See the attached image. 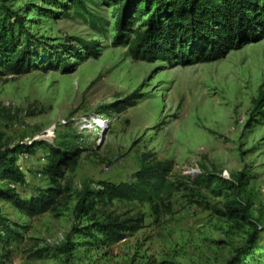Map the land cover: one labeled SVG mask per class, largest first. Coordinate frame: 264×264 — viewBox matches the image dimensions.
I'll return each instance as SVG.
<instances>
[{"label":"rangeland","instance_id":"1","mask_svg":"<svg viewBox=\"0 0 264 264\" xmlns=\"http://www.w3.org/2000/svg\"><path fill=\"white\" fill-rule=\"evenodd\" d=\"M13 4L52 55L46 70L0 77L2 143H76L82 154L76 170L64 173L71 192L56 211L28 218L0 199V212L22 236L10 245L7 264H64L55 249L87 223L75 212L81 193L97 190L100 181H130L146 157L171 162V180L189 188L168 204L115 201L104 207L122 219H142V228L112 246L76 237L71 264H239L237 251L247 243L248 228L218 216L222 199L194 181L205 171L226 178L244 173L245 199L264 227V106L255 104L264 92V37L215 62H150L129 49L133 31L147 27L145 11H133L131 28L120 34L114 15L119 0L89 3L95 18L87 20L64 12L44 18L34 7L61 10L42 0ZM76 39L96 43L97 56L90 57ZM69 46L76 50L58 49ZM55 52L69 62L67 68ZM42 155L19 159L36 187L50 185L39 173Z\"/></svg>","mask_w":264,"mask_h":264},{"label":"trees","instance_id":"2","mask_svg":"<svg viewBox=\"0 0 264 264\" xmlns=\"http://www.w3.org/2000/svg\"><path fill=\"white\" fill-rule=\"evenodd\" d=\"M42 1L61 10L56 13L52 9L43 11L34 7L44 18L56 19L63 12L85 20L95 18L88 5L94 0ZM13 2L0 0V77L46 70L52 55L32 33L23 12L16 9ZM133 11L137 16L144 11L149 14L146 29H135L134 39L129 43L133 57L144 61H177L183 65L210 63L264 37V0H119L114 15L120 34L131 28ZM76 41L90 57L97 56L96 43ZM61 48L74 49L73 46L58 49ZM55 54L65 68L70 65L59 52ZM255 104L258 109L264 106L263 91ZM122 110L125 107L118 109ZM39 151L43 154L41 161L45 162L39 173L50 181L47 187L29 184L19 164L20 158L28 159ZM81 154L82 149L76 143L60 142L53 146L47 141H35L11 148L2 143L0 136V199L28 218L56 211L71 192V182L64 173L76 170ZM171 175V162L149 161L146 157L130 181H100L97 190L86 188L75 212L87 223L84 227H75L67 243L54 252L64 258V264H71L72 252L78 246L72 243L76 237L90 245L112 246L123 242L142 228V219H122L108 213L104 207L115 201L168 204L176 192L189 188L186 182L172 181ZM248 183L244 173L226 178L221 173L207 171L194 181L195 185L222 199L224 208L216 209L218 216L240 228H248L247 243L237 251L239 264H264V255H259L264 249V227L253 218L252 205L245 199ZM27 189L31 190L29 194ZM16 226L0 212V248L4 250L0 264L8 263L10 245L22 240Z\"/></svg>","mask_w":264,"mask_h":264}]
</instances>
